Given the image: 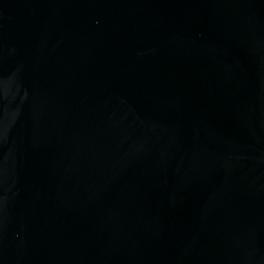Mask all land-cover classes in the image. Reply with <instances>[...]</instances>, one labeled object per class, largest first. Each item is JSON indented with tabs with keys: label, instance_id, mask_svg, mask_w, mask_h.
I'll list each match as a JSON object with an SVG mask.
<instances>
[{
	"label": "water",
	"instance_id": "obj_1",
	"mask_svg": "<svg viewBox=\"0 0 264 264\" xmlns=\"http://www.w3.org/2000/svg\"><path fill=\"white\" fill-rule=\"evenodd\" d=\"M0 264H264V0H0Z\"/></svg>",
	"mask_w": 264,
	"mask_h": 264
}]
</instances>
